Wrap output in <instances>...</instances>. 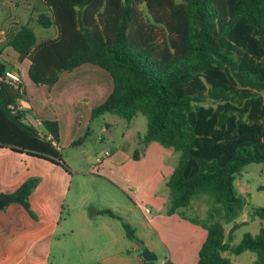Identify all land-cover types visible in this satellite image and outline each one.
Returning <instances> with one entry per match:
<instances>
[{"label": "trees", "instance_id": "obj_1", "mask_svg": "<svg viewBox=\"0 0 264 264\" xmlns=\"http://www.w3.org/2000/svg\"><path fill=\"white\" fill-rule=\"evenodd\" d=\"M44 3L49 10L39 12L35 20L53 26L56 34L37 40L28 23H14L0 36V145L37 153L67 167L48 137L58 141L57 120L44 118L39 126L31 124L18 108L20 92L5 80L4 72L18 70L15 66L27 58L30 79L49 86L63 71L82 63L97 65L109 73L112 87L91 108V117L108 111L130 121L141 112L147 122L139 143L154 140L179 151L166 180V212H176L204 195L207 218L190 217L207 230L196 264H239L230 254L245 250L255 253L251 264H264V205L248 207L251 218L261 219L258 231L245 232L232 243L239 225L233 219L247 204L234 180L245 164L264 161V0ZM83 136L72 143L81 142ZM36 181L28 177L12 192H1L0 198L18 196L31 212L29 194ZM99 211L119 218L125 235L140 240L113 210ZM232 221L226 235L224 223ZM142 260L176 264L169 258Z\"/></svg>", "mask_w": 264, "mask_h": 264}, {"label": "crops", "instance_id": "obj_2", "mask_svg": "<svg viewBox=\"0 0 264 264\" xmlns=\"http://www.w3.org/2000/svg\"><path fill=\"white\" fill-rule=\"evenodd\" d=\"M20 7L30 10L26 19H22L18 10ZM48 10L44 0H0V36L11 24L29 23L31 20L34 21L39 12ZM54 34H56V29ZM25 60L26 58L22 60V63ZM28 63L24 70L26 74H23V69L19 70L24 89L17 99L18 108L26 117L57 120L59 125L58 151L67 167L37 153L0 145V193L12 192L28 177L37 178L29 194L32 213L19 201L8 202L0 209V264H49L53 243L59 230L63 236L68 230L73 231L64 226L66 218L73 210L79 209L78 217L82 223H94L96 217L91 218L84 206L79 207L71 203L73 197L70 193L71 182L75 176L82 178L85 175L100 177L117 190V194L112 197L114 204L111 206L116 207L122 203L124 212L130 218L129 222L142 240L141 243L151 244L150 249L157 251L143 231L137 232L138 225L150 227L158 232L160 230L162 244L166 245L169 241L176 250L182 249L190 255L191 262L196 264L199 248L207 234L206 228L192 221L190 219L192 215L185 214L183 208L170 214L166 212L169 202L166 180L178 161L179 153L173 148H163L155 144L157 141L140 144L139 135L141 134L137 133L138 137L135 138L128 129L123 135L130 136L132 139L130 146L127 148L113 147L109 154L104 153L105 149L103 154L98 153L102 147L100 142H95L92 146L86 145V140L72 143L83 130L79 113L80 101H87L94 97L100 98L99 103L103 101L112 87L111 76L103 68H97L99 67L97 65L82 63L72 69L78 71L73 77L66 73L68 71H63L60 74L61 77L59 76L60 83L63 84L45 90L40 86L42 84H36L30 79L27 72ZM63 77L65 79H62ZM27 81L33 86L31 91L27 89ZM109 124L106 121L102 129L107 131ZM137 147L136 157H134V149ZM90 156H94L95 162L101 163L102 171L93 173V169L86 168L85 165L77 162L80 157ZM80 198L83 201V195ZM245 200L247 203L246 198ZM148 204L156 207L159 214L153 213ZM142 206L144 210L149 207L151 211L148 213L153 214L147 216L145 220L131 219V211ZM65 208L68 211L66 217L63 215ZM101 208L111 207L97 206L93 212L101 220L105 235L110 236L106 250H113L117 237L112 229L111 219H120L100 212ZM106 214L109 220L103 222L102 217ZM173 222L186 226L188 229H194L195 233L184 240H176V236L180 234L171 233L175 236L172 240L167 227ZM120 223L122 225L121 220ZM229 228L230 226L225 228V233ZM124 236H126L125 231ZM133 241L132 247L139 249V241ZM155 254L157 255V252ZM166 258L167 255L164 259ZM136 259L138 264H143L141 254H137ZM126 262L131 264L128 258H122V263L126 264Z\"/></svg>", "mask_w": 264, "mask_h": 264}, {"label": "rangeland", "instance_id": "obj_3", "mask_svg": "<svg viewBox=\"0 0 264 264\" xmlns=\"http://www.w3.org/2000/svg\"><path fill=\"white\" fill-rule=\"evenodd\" d=\"M140 7L144 12L145 17L148 18L144 4L141 3ZM18 10L20 11L22 19H26V16H28V14L30 13L29 9L26 10L22 7H20ZM28 25H30V27H32V29L34 30L37 40L51 36L55 31V28L53 26L45 27L38 23L35 18L34 21H29ZM158 33L160 36L164 34L162 28L158 27ZM27 62H29V60L26 58L24 63H22L21 61L15 67L18 68V70L23 69V74H26L24 70ZM77 72L78 71L74 69L66 73L73 77ZM62 79H65V77H63ZM61 84L63 83H60L59 78V80H57L52 85L48 86L46 84H42L40 86H42V88H44L45 90H48V88H51L52 86L59 87V85ZM32 87L33 86L29 85L28 82L27 89L31 91ZM98 99L100 98L94 97L87 101L82 100L79 103V113L80 119L83 123V130L78 136L84 135L83 140H86V145L92 146L95 142H100L102 144V147L101 149H99L100 151H98V153L103 154L104 149L111 150L113 149V147L127 148L130 146V144L132 143V139L130 138V136L125 137L123 135V133L127 129L130 133L132 132V134H134L133 137L135 138L137 136V133L143 135L146 128L147 118L141 112H137L132 117L130 122L127 121L124 117L108 111L98 116L91 117V108L99 103ZM106 121L110 124L107 125L108 130L104 131L102 128L106 125ZM155 144L163 148L165 147L158 142H156ZM177 152L179 153V151ZM77 162H79L83 166L85 165L86 168L93 169V173L102 171L101 163L95 162L94 156H90L88 158L80 157ZM89 176L90 175H85V177L82 178L75 176L73 178L70 191V193L73 194L71 203L72 205L75 204L79 207L84 206L86 208L87 214L91 216V218L96 217V220L93 221L94 223H82L78 217L79 209L73 210L71 215L66 218L64 224V226H67V229H73V231L68 230L67 233L63 236L60 232L61 230H59V234L53 243V249L49 264H123L122 258H128L131 264H138V261L136 259L137 254H141L143 246L150 248L151 244L141 243L142 240H139V249L133 248L132 243L134 241L124 236V228L122 227L120 220L116 218L111 219V222L112 229L117 237V240L115 246L113 247V250H106V246H108L110 236L105 235L101 220L93 212L94 208L97 206H110V209L113 210L116 214L120 215L122 217V220L128 222L131 226L132 224L129 222L130 218L128 217L127 213L124 212L122 203L118 204V206L116 207L111 206L114 204L112 197L117 194V190L104 179L100 177ZM234 182L237 193L245 196V198L247 199V204L244 206L243 210L233 219V221L239 223V225L234 229L232 236V243H237L240 241L245 232H250L252 234L256 233L261 223V219L258 216H254L252 218L250 217L248 213V207L250 205H264V187H260V185L264 184V161H252L245 164L241 171L236 175ZM81 195H83V201L80 198ZM79 199L81 201H79ZM148 205L152 209L153 213L159 214V210L156 207L150 204ZM207 207L208 205L205 201L204 195H202L200 197H194L187 206H184L182 208L185 214L192 215L198 220L204 221L207 218ZM67 212V208H65L63 211V215L65 217L67 216ZM131 213V219L135 220H145L147 216L153 214L146 213L143 209V206L140 208H134ZM102 218L103 222L109 220L108 214L104 215ZM233 221L224 223L225 228L231 226ZM167 228L170 233V239L172 240L174 239L173 237H175L173 234H180V236H176V240H184L189 235L195 233L194 229H188L186 226H180L177 222L169 223ZM140 231H143L147 238L152 241V243L157 248L156 252L158 258L154 259V261L162 262L161 259H164V257L167 255V258H169L176 264H193V262H191L190 255H188L184 250H176L174 248V245H172V243H170L168 240L167 241L169 244H166L168 247L161 243L162 238L160 235L162 234L160 230L159 235V232L157 230L155 231L150 227H141L138 225L137 232ZM227 233L228 230L226 232V235ZM230 259L234 263L251 264L255 259V253L251 250H245L237 254L231 253Z\"/></svg>", "mask_w": 264, "mask_h": 264}, {"label": "built area", "instance_id": "obj_4", "mask_svg": "<svg viewBox=\"0 0 264 264\" xmlns=\"http://www.w3.org/2000/svg\"><path fill=\"white\" fill-rule=\"evenodd\" d=\"M4 78L7 82H9L14 88H16L20 94L23 92V81L20 75V72L16 69H6L4 72ZM25 118L33 125L39 126L41 124V119L38 117H32V116H25ZM48 137L50 138L52 144L58 148V141L51 137L50 134H48ZM105 154L110 153V149H105L104 150ZM145 212H150L151 209L149 207H146Z\"/></svg>", "mask_w": 264, "mask_h": 264}, {"label": "water", "instance_id": "obj_5", "mask_svg": "<svg viewBox=\"0 0 264 264\" xmlns=\"http://www.w3.org/2000/svg\"><path fill=\"white\" fill-rule=\"evenodd\" d=\"M18 201V196H8L0 198V209H2L8 202ZM142 258L145 260H154L157 255L150 248L143 246L141 250Z\"/></svg>", "mask_w": 264, "mask_h": 264}]
</instances>
